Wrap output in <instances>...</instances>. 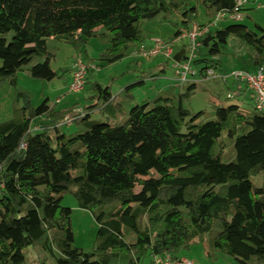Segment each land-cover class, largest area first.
<instances>
[{
  "label": "trees",
  "instance_id": "16d2710c",
  "mask_svg": "<svg viewBox=\"0 0 264 264\" xmlns=\"http://www.w3.org/2000/svg\"><path fill=\"white\" fill-rule=\"evenodd\" d=\"M251 1L0 0V86H17L23 71L46 81L61 77L51 64L67 44L74 58L90 64L80 92L91 90L88 99L95 101L59 107L45 100L34 107L27 92L16 90L14 115L0 123V264H27L30 247L32 264H153L163 253L182 257L195 241L238 264H264V111L254 107L247 86L235 79L252 96L251 107L215 105L205 117L183 105L196 81L182 92L177 77L126 113L111 86L94 76L130 56L159 57L143 55L154 45L145 21L175 22L174 37L164 40L174 41L175 51L183 29L206 26L220 12L237 17L201 36L193 68L202 65L204 79L213 70L215 79L222 66L217 56L232 36L254 50L258 64L264 27L237 23ZM201 6L205 23L197 21ZM91 39L106 46L98 58L88 56ZM165 59L174 68V58ZM64 71L72 81L73 65ZM164 72L132 79L126 97ZM101 108L107 118H93ZM66 193L98 223L90 251L74 245L71 217L62 211Z\"/></svg>",
  "mask_w": 264,
  "mask_h": 264
},
{
  "label": "rangeland",
  "instance_id": "374dc122",
  "mask_svg": "<svg viewBox=\"0 0 264 264\" xmlns=\"http://www.w3.org/2000/svg\"><path fill=\"white\" fill-rule=\"evenodd\" d=\"M257 4H259V7H257ZM247 9L250 10L242 11V18L239 19L237 23H242L252 30H257L258 25L264 27V0H260V2H255V0L251 1L247 5ZM197 21L199 23L208 21L202 6L199 8ZM177 30L178 25L175 22H162L158 17L147 20L144 23V34L147 39L151 41L154 39L167 41L174 37ZM92 40L94 45L90 54L95 56L100 55L103 49L105 50L106 46L100 43L98 39ZM182 44H187V39H179L175 48ZM73 50L74 49L70 45L62 44L56 59L52 61L51 65L53 69L58 71L61 77L52 81H46L33 78L29 76L26 71H23L18 73L17 86L13 87L9 83L2 84L0 86V123L13 117L17 89L28 93L34 107H38L45 100H47L49 105H54L57 100H61L62 102L60 101L61 103L57 104L59 107L71 106L73 104H80L82 107H85L91 104L92 101L90 100L92 99H88L89 95H91V90H86L78 94H69V83L71 80H69L67 71L64 70L67 69V65H73L74 56L72 60H70L74 53ZM98 57L99 56H97V58ZM255 57L256 54L249 45L242 43L233 36L230 37L226 46L217 56V58L221 60L222 66L217 70V77L215 79L212 77L204 79L198 72L202 65H195L194 77H191L187 82L181 83L179 89L182 92L186 91V86L189 82L195 80L197 85L192 95L183 98V105L185 108L194 114L204 111V116L210 117L214 111L215 105L226 107L231 104H241L244 107H251L252 101L249 95L244 101L237 96V86L233 72L241 68L253 69ZM138 59L139 60H136V56H130L118 63L105 65L94 73L95 80L100 81L105 86L108 84L111 86L116 101L122 103V108L125 109L126 113L133 105L142 103L151 93L163 89L166 84L177 78L172 60H166L163 56L156 58L138 57ZM259 60L264 65V56L260 57ZM38 61L41 60H36V62ZM161 68H165L162 77L156 80L152 78L146 79L143 85H138L132 89V98L126 97L124 87L128 82L132 79L135 80L140 78V76L158 72ZM222 76L226 78V81ZM229 95L233 97H228ZM94 102H92V104ZM103 115L104 114L99 111L92 112V117L96 119L107 118ZM120 119H122V117H120ZM201 119L203 120V118ZM63 128L65 129V127ZM72 129L73 128L70 130ZM254 181L257 182L256 179H254ZM55 190H60V187ZM63 206L64 209H62V211H66L72 220L75 238L74 245L85 251L92 250L98 230V223L94 218L93 212L89 209L81 208L78 201L71 193L65 194ZM152 226H155V223H153ZM31 248L32 247L26 250V256L29 259V261L27 260V264H32V262H30V256H35V250ZM187 253V257L194 260L197 264H238L232 257L214 252L206 248L203 243L194 245ZM208 256L212 259L206 258ZM48 264L57 263L53 259L49 260Z\"/></svg>",
  "mask_w": 264,
  "mask_h": 264
},
{
  "label": "built area",
  "instance_id": "2783aa9c",
  "mask_svg": "<svg viewBox=\"0 0 264 264\" xmlns=\"http://www.w3.org/2000/svg\"><path fill=\"white\" fill-rule=\"evenodd\" d=\"M242 3L243 0H237ZM245 1V0H244ZM226 17L236 18L235 14H227L220 12L216 15L213 21L206 26H200L194 23L191 28L182 30V37L188 40V48L180 62L175 60L174 68L176 75L181 82H186L190 75H194L195 71L192 66V61L197 57L198 48L201 45L200 39L210 26H215L217 23L223 21ZM175 42H165L161 39H154V45L150 49H143L144 56H163L167 59L174 58ZM90 64L83 60L81 56H76L73 62L72 81L69 85V94L80 92L85 85V78ZM93 67V66H92ZM209 76H216L213 70H208ZM233 76L237 81L244 83L247 88L252 92L254 107L258 111H264V67L260 66L254 71L236 70ZM72 117L68 116L65 123L70 124ZM153 264H197L189 257L182 256L174 258L169 253H163L154 257Z\"/></svg>",
  "mask_w": 264,
  "mask_h": 264
},
{
  "label": "crops",
  "instance_id": "0c3cea01",
  "mask_svg": "<svg viewBox=\"0 0 264 264\" xmlns=\"http://www.w3.org/2000/svg\"><path fill=\"white\" fill-rule=\"evenodd\" d=\"M99 41V40H98ZM178 42V41H177ZM101 43V42H100ZM151 45V40H150V43H148V45ZM93 40L91 39L90 40V42H89V44H88V47H87V53H88V56L91 58V59H93V58H97V56H99V55H97V56H95V55H92V54H90V52L93 50ZM149 45V46H150ZM106 48V47H105ZM101 50V49H100ZM182 50H185V44H182V45H180V46H178L177 48H176V50H175V55L177 54V53H179L180 51H182ZM103 51H104V49H103ZM186 51V50H185ZM73 55H72V57L70 58V60H72V58H73V56H75V51L73 50ZM100 52V51H99ZM184 55V54H183ZM134 59V58H133ZM70 62V61H69ZM262 63H261V61L259 60V63L257 64V63H254V68L252 69V70H254L258 65H261ZM68 67H69V65H67ZM69 80H71V74L69 73ZM237 88H239V90L237 91V95H238V93H239V95H238V97L239 98H241V100H246L247 99V96L249 95L250 96V99L252 98V96L249 94V91H245V89H244V86H241V87H237ZM58 102H59V104L62 102L61 100H57ZM61 101V102H60ZM108 110V109H107ZM106 109H97V110H94V111H99L100 113H104L103 111H107ZM64 209V208H63ZM64 211V210H63ZM65 213H66V211H65ZM195 243V245H198V244H200L199 242H194ZM204 245H205V247L206 248H208V249H210V247H209V245H208V243L207 242H204L203 243ZM186 254H188V253H186ZM182 255V256H186L187 257V255ZM215 256H217L216 254H214ZM206 258H210V259H212L210 256H208V257H206Z\"/></svg>",
  "mask_w": 264,
  "mask_h": 264
},
{
  "label": "water",
  "instance_id": "95a60500",
  "mask_svg": "<svg viewBox=\"0 0 264 264\" xmlns=\"http://www.w3.org/2000/svg\"><path fill=\"white\" fill-rule=\"evenodd\" d=\"M185 53V50L180 51L174 56V60L177 62H180L182 60L183 54Z\"/></svg>",
  "mask_w": 264,
  "mask_h": 264
}]
</instances>
